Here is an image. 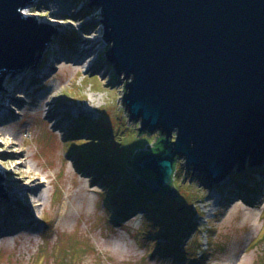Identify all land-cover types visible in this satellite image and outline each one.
Segmentation results:
<instances>
[{
  "label": "rangeland",
  "instance_id": "obj_1",
  "mask_svg": "<svg viewBox=\"0 0 264 264\" xmlns=\"http://www.w3.org/2000/svg\"><path fill=\"white\" fill-rule=\"evenodd\" d=\"M88 3L51 0L50 5L38 0L30 5V15L22 14L40 25L38 19L47 18L53 25H45L54 32L48 48L37 57L38 69L48 72L35 80L25 77L20 94L9 87L11 78L9 83L3 79L1 102L7 104L4 95L11 94L21 103L12 105L14 119L5 121L7 115L0 122V129L11 131L0 132V165L7 169L5 174L0 170V176L13 187H24L21 174L12 172L20 159H8L23 149L27 160L52 183L38 192L44 197L42 207L30 206L31 197L19 194L24 195L20 205L31 210L30 216L18 220L15 206L0 207V216L8 221L7 233L0 235V264H264V165L231 173L230 178L241 183L237 186L231 179L218 183L201 170L187 168L184 158L177 160L172 198L174 204L185 203L181 212L188 213L193 224L179 238L180 249L187 247L198 259L190 261L155 252V244L168 242L163 236H147L152 228L144 212L128 207L121 214L111 202L109 193L115 194L122 179L117 182L113 176L107 185L106 178L82 163L80 151L127 166L136 149L159 136L139 135V121L128 119L121 102L125 79L108 57L110 43L103 37L101 8ZM49 6H57L58 13ZM84 41L96 46L88 68L74 64L67 55ZM56 49L63 53H54L51 60ZM83 60L82 64L88 61ZM45 101L62 106L56 119L38 111L37 105ZM62 115L66 120L53 127ZM80 116L94 120L104 131L99 139L86 131L71 134L72 118ZM80 185L90 191L82 193ZM11 188L6 195L12 200ZM200 249L206 251L204 256Z\"/></svg>",
  "mask_w": 264,
  "mask_h": 264
},
{
  "label": "water",
  "instance_id": "obj_2",
  "mask_svg": "<svg viewBox=\"0 0 264 264\" xmlns=\"http://www.w3.org/2000/svg\"><path fill=\"white\" fill-rule=\"evenodd\" d=\"M37 1L0 0V98L4 74L37 61L54 32L22 15ZM88 5L101 8L108 57L127 80L128 119L162 136L127 160L136 186L172 197L180 158L218 183L264 165V0ZM7 190L0 176V204Z\"/></svg>",
  "mask_w": 264,
  "mask_h": 264
},
{
  "label": "trees",
  "instance_id": "obj_3",
  "mask_svg": "<svg viewBox=\"0 0 264 264\" xmlns=\"http://www.w3.org/2000/svg\"><path fill=\"white\" fill-rule=\"evenodd\" d=\"M72 119L75 121L70 131L72 135L86 131L88 136L96 140L99 139V137H97L100 135L99 133H104L102 129L97 127L95 121L89 119L88 117L80 116ZM138 134L140 135L143 133L138 132ZM161 137L162 136L159 135L155 142L157 143ZM155 142L154 145L156 146ZM80 156L84 165L88 166V168L92 167L98 176L102 175L103 178H106L107 185L110 181L109 179L113 176H117V182L119 179H122L120 188L117 189L115 187L114 189L115 194L113 195L112 193H109V195H111L110 197H112L111 202L121 214L125 213L124 211L128 209V207L130 209L138 208L144 212V216L148 222H151L150 224H147L152 228V230L147 233V236L150 238L154 236H163L168 242L165 245L155 244V252L160 254V256H172L175 258L177 257L180 260H198L195 257L196 255L194 253H190L187 247H182V249L179 247L180 234H183L187 228H191V226L193 227L189 218L190 215L188 213L181 212V207L185 203L178 204L180 203L178 202L177 204H174L175 200H173L168 193H154L139 188L132 181L127 166L112 160L110 161L108 159L101 158L103 155L96 158L93 157L92 154L85 155L80 151ZM176 165L177 161L174 165V176L177 172ZM230 179L232 183H237V186L241 184L237 182V177L235 178L233 176ZM201 252V255L203 256L206 253L204 249H202ZM201 255H199V257Z\"/></svg>",
  "mask_w": 264,
  "mask_h": 264
},
{
  "label": "bare ground",
  "instance_id": "obj_4",
  "mask_svg": "<svg viewBox=\"0 0 264 264\" xmlns=\"http://www.w3.org/2000/svg\"><path fill=\"white\" fill-rule=\"evenodd\" d=\"M47 4L51 3V0H44ZM51 5V4H50ZM50 7V6H49ZM52 10H54V13H58L57 10V6H51L50 7ZM31 12V7L30 5L27 7H24L21 9V13L25 14V15H30ZM41 21L42 25H53L52 22H50L47 18H41L38 19ZM89 32V31H87ZM49 44V43H48ZM47 44V45H48ZM48 48V46H46ZM94 45H92L91 42H83L81 44H79V47H77L76 52L72 53V52H68L67 55H69L68 57L71 59L72 62H76L74 64H79L78 66H85L86 68L89 67L91 61L95 58L94 53L96 52ZM56 52H53V54L51 55L52 59L51 60H55L54 58V53H63L62 51L56 49ZM66 54V53H65ZM71 54V55H70ZM87 58V62L84 64L83 63V59ZM39 64V60L35 61L33 63H30L29 65H27L26 67H23L15 72L12 73H8L4 74V79H6V82L9 83V79L11 78V83H9V87H12L13 89H15L14 93L16 94H20L21 92L19 91L20 86L19 84L23 81V79L25 77H29L32 80L38 79L39 77L42 76V74L48 72V70H46V68H41L38 69L37 65ZM38 71V73H37ZM44 71V72H43ZM127 82V80H125V83ZM125 85V84H124ZM3 88V87H2ZM4 89V88H3ZM8 92V89L6 90ZM6 92V93H7ZM6 103L1 102L2 98L0 99V122L2 118L7 117V115L9 116L7 120L5 121H9L11 119H14V113L12 111V105H17L19 106L21 101L16 100L14 97L11 96V94H6L4 95ZM93 101V98L91 99ZM37 109L39 112H43L46 116V118L48 119H56L57 118V114L60 112V114L62 113V106H58V107H54V105H51V102L45 101L43 104H39L37 105ZM66 120V115H62L61 118L59 117V119H57L56 121H54L52 123V126H58L61 122H64ZM1 134H7L11 131H7L6 129H0ZM8 159H12V158H18L20 159V162L18 165L14 166L13 171L12 172H17L19 174H21L22 180H25V185L24 187H13L11 183L4 181V184L8 187L7 191H4L3 195L9 194V189L12 186V192H11V197H13V199H7L5 200L4 203L0 204V207H3L6 204L11 206H15V210L14 212L19 215L16 216V218L19 220L21 219V217L24 216H30L31 215V210L28 209V207H24L20 205V201L23 200L24 195H29L31 197L30 200V206H34V207H42L43 206V195L42 194H38V192H44V187L45 184L48 183L49 185L52 183L51 180H46L48 178V176L46 174H44L43 172H41V170H38L37 168L34 167V165L31 164L30 161L27 160V155L25 154V151L22 149L20 152L18 153H12L11 155L8 156ZM8 161V160H7ZM5 164L1 163L0 165V170H2L3 174H5L7 172V169L5 168ZM11 173V172H10ZM73 173L77 174L75 171H73ZM79 173H81L79 171ZM84 173V172H82ZM85 175V174H84ZM84 175L82 174L83 178H78L77 181L80 184L82 182V180L84 179ZM87 175V174H86ZM90 176V174H88ZM87 175V176H88ZM5 176V175H4ZM6 177V176H5ZM86 178V177H85ZM92 181V180H91ZM81 186V185H80ZM82 189V193H88L90 191V187L88 186H81ZM24 193V195L22 194V196L20 197L19 194ZM83 198V196H81ZM6 218L2 216H0V235L6 234L7 232H5L7 225H8V221L5 220ZM16 219V220H17ZM25 224H23L24 226ZM10 233V232H9Z\"/></svg>",
  "mask_w": 264,
  "mask_h": 264
}]
</instances>
